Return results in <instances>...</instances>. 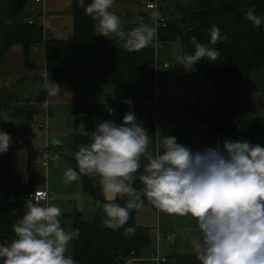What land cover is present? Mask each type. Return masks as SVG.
Here are the masks:
<instances>
[{
    "label": "trees",
    "instance_id": "trees-1",
    "mask_svg": "<svg viewBox=\"0 0 264 264\" xmlns=\"http://www.w3.org/2000/svg\"><path fill=\"white\" fill-rule=\"evenodd\" d=\"M163 1L165 9L161 16L165 19V26L160 27L158 32L160 47L161 43L178 41L181 44L182 57L192 54L194 48L190 38L195 36L201 43L208 44V32L212 25H216L227 38L214 46L210 45L220 52L216 61L202 59L192 69L186 62L183 63L187 72L196 73L212 87L217 95L215 107L212 110H202L193 108L189 103L175 115L167 114V109L164 115L168 116L162 120V128L159 125L161 135L165 136L162 133L164 127L170 129L173 125L170 134L176 137L178 143L193 151L213 147L225 139H245L251 144L264 146V115L248 114L251 103L249 100L245 101V96L248 95L242 90L250 75L264 69V24L259 28L253 27L245 18V10L249 7L254 8L258 15H264V0ZM140 5L144 6L146 12L138 14L141 19L136 23H124L126 30L136 27L140 21L150 24V11L145 7V0ZM69 10L73 17L70 36L66 39L48 38L43 41L45 33L37 19L33 23H29L31 19H24L22 0H0V67L11 47L18 45L24 55H27L33 44L43 43V76L47 72L50 81L66 82L72 89L73 128L83 123L85 129L91 132L105 120H114L119 124L124 114L131 110L137 120L149 125L154 133L148 101L152 98L154 89V65L165 62L162 51L159 49L155 52L150 45L139 51H129L115 36L99 37L96 34V22L85 14L84 9L77 6L76 0H72ZM164 71L165 77H168V70H162V73ZM162 73H158V81L163 78ZM99 84L108 86L107 94L102 99L96 96V87ZM161 92L166 96V91ZM125 99H130L132 104L124 103ZM18 101L13 107L8 103L0 104V117L6 116L23 122L21 125L0 124V130L12 137L6 153L7 160H0V244H7L14 238L12 225L25 213L24 202L30 200L28 194L33 191V181H22L12 167L11 153L8 152L25 147L28 140L24 133L25 124L32 120L38 108L29 104L28 98ZM197 123L205 125L209 145L193 146L190 143L186 129L189 126L192 130ZM72 138L74 156L71 161L74 170L79 171L75 153L79 144L87 143V138L74 134L73 131ZM57 150L59 158L61 153ZM162 150L163 144L160 145L159 152ZM141 159L142 162H147L143 156ZM80 179L83 190L96 208L92 220H82L78 212L62 214L60 217L65 230V221L68 218L73 222V229L79 230L80 235L72 240L71 255L77 264H118L132 252L146 259L152 250V239L148 229L135 223L136 209L131 212L124 227L116 230L105 227L104 213L96 207V201L109 200L103 195L99 178L81 173ZM133 186L142 187L139 180ZM143 199V205L156 207L146 197ZM126 200L127 197L116 198V202L121 205ZM128 226L135 228L134 234L125 235V228ZM137 264L155 263L140 260ZM160 264L199 262L194 254H169Z\"/></svg>",
    "mask_w": 264,
    "mask_h": 264
},
{
    "label": "clouds",
    "instance_id": "clouds-1",
    "mask_svg": "<svg viewBox=\"0 0 264 264\" xmlns=\"http://www.w3.org/2000/svg\"><path fill=\"white\" fill-rule=\"evenodd\" d=\"M77 6L96 22L99 35H114L129 51L148 47L155 39L161 17L158 9L150 13L152 26L140 21L125 29L112 9L115 0H76ZM253 27L264 24V15L255 9L245 10ZM209 43L193 36L194 52L182 57L190 69L202 59L214 62L220 56L214 46L227 37L216 25L209 29ZM212 45V46H210ZM44 91L58 97L62 88L43 76ZM124 103L131 105L130 99ZM74 134L87 138L75 153L78 169L64 172L66 182H75L80 174L99 178L101 190L110 195L108 202L96 201L104 213L103 225L109 229L124 227L133 210L146 197L167 213L191 216L197 221L200 236L192 240V250L199 264H264V146L245 139H225L215 146L193 151L178 143L174 136H164L163 150L147 157L150 135L133 111H127L122 122H100L88 132L80 123ZM12 137L0 130V154L9 149ZM53 143H60L53 140ZM18 154L26 157L24 149ZM142 169V171H141ZM139 180L142 187L133 184ZM127 197L124 205L116 198ZM27 211L12 225L14 238L0 244V264H77L68 252L69 243L80 233L66 231L61 224L62 210L56 205H42L28 200ZM135 233L133 226L125 235Z\"/></svg>",
    "mask_w": 264,
    "mask_h": 264
},
{
    "label": "crops",
    "instance_id": "crops-1",
    "mask_svg": "<svg viewBox=\"0 0 264 264\" xmlns=\"http://www.w3.org/2000/svg\"><path fill=\"white\" fill-rule=\"evenodd\" d=\"M141 1L142 0H115V4L110 10L117 14V16L122 21L123 25L126 22L136 23L141 19V17L138 15L142 12L140 10ZM71 2L72 0H42L40 5L34 6L35 15L41 17V19L39 18L37 19V21L39 25L42 26L43 32L48 38L64 39L71 34L73 28V17L69 10L71 6ZM96 34L99 37L107 38L102 35H99L97 29H96ZM41 47L43 54V43L41 44ZM15 48H18L16 49V52H19V56H21L20 54L23 55L22 48L18 45L11 47L9 51H12ZM169 50L170 49H168V53L165 55L166 50H164L163 48L162 57L164 61L169 62V68L167 70L170 75L169 69L172 67L173 62L169 57L171 53V51L169 53ZM9 51L7 53H9ZM28 66L29 69H27L26 71V77L28 79H31L32 81H35L39 78L42 79V83H41L42 87L40 89L38 87L36 93L34 94L32 93L30 96H32L37 103H41L45 101L48 102L49 117H52L51 119H53L52 121L53 123L58 122L63 124L64 121H67L69 125L71 123V126L73 128L74 119L71 114V110L74 99H73V92L69 84L66 82H56L58 85L61 86L63 91L60 96L51 97L44 91L43 64L41 70L34 69L36 65L33 62L29 63ZM181 72H183L184 74L183 76H185L187 79L188 78L195 79L199 77L196 73L187 72L184 68L183 71ZM163 73H164L163 77H165L166 72L164 71ZM13 75L15 76V73H13ZM17 81H19V79ZM26 98L27 97L25 96V98H20L19 100H23ZM38 105H35L38 109L37 108L34 109H37V112H40L41 111L40 105L39 106ZM185 105H189V103H186ZM182 107L185 106L179 104L175 109L169 110L167 114L173 113L172 115H175L176 112L181 111ZM193 108H199V106L196 104V106H194ZM167 116L168 115H163V119H166ZM197 124L193 125V128L191 130L192 132L194 128H197L195 127V125ZM142 125L145 127L148 134L150 135V143L146 153L143 156L144 158L147 159V157L152 155L154 152L153 132L149 125L146 124H142ZM200 125H202L205 131V125L204 124H200ZM62 133L64 132H60L56 134L57 137H59ZM34 135H36V133H34ZM35 142L37 143V141ZM61 144L62 142L56 143V148L59 149V153L63 151L62 149L63 147ZM31 145L33 146V144ZM193 146H200V145H193ZM18 149L26 150L27 153L26 157L18 154ZM57 149L56 151L58 153ZM61 155L64 156V154L62 153ZM35 156L37 158V151H32L31 146H29L28 148L21 147L12 151L10 161L14 171H16L20 175L22 181L24 182L33 181L32 190L47 189L50 192V198L45 202L44 201L41 202L43 203L42 205H56L61 208L62 214H70L75 212H78L80 216H82V214H87L85 209L91 206V203L93 204V202L91 198L88 196V194L83 190L81 179L71 183L66 182L64 180L63 183V186L65 187L64 189L61 187H57L56 185H53L49 177L46 182L42 181L41 183H39L40 185L39 184L37 185L31 170V167L34 165V160L36 159ZM56 159H59L58 156H56ZM29 169L31 171L30 173H29ZM103 195L106 200H110L111 197L109 194L103 193ZM78 198H81L83 204L80 202L82 204L81 209L76 210L75 207ZM93 215H94V211L92 212V215H90L91 218H93ZM135 223L138 226H142L148 229V231L151 234L152 250L148 255V257L146 256L147 262L152 263L151 258L156 254L162 256H166L169 254L176 255V254H180V251L182 250H186L184 253L194 254L192 250V240L200 236V231L198 229L197 221L195 218H192L191 216H180L177 214L167 213L164 210L157 211V207H154L152 205H142L140 208L136 209L135 211ZM65 228L66 231L73 230V222L70 218H68L65 221ZM158 233L160 235L159 239L156 238V234ZM168 233L174 234V242L171 243L164 239V236ZM182 244L183 247L185 248H182ZM68 255H72V241L69 243L68 246Z\"/></svg>",
    "mask_w": 264,
    "mask_h": 264
},
{
    "label": "rangeland",
    "instance_id": "rangeland-1",
    "mask_svg": "<svg viewBox=\"0 0 264 264\" xmlns=\"http://www.w3.org/2000/svg\"><path fill=\"white\" fill-rule=\"evenodd\" d=\"M35 5H40V3L35 2V0H22V9H23L22 12L25 15L24 19L25 18L31 20H35L39 18L41 19V17L36 16L34 13ZM140 10L142 12H146L144 6H141ZM166 12L167 14L169 13L168 11ZM163 48L166 50L165 55L168 53V49H170L169 53L170 51L171 53L169 57L173 62L172 67L169 69L170 70L169 77L160 78L159 81L160 90L166 91V96H165L166 109L171 110V109H175L179 104L185 105L186 103H190V101L187 100L185 97L179 96L178 92L181 88L185 89L187 87H191L192 91L198 94L197 101L195 102V104H197L199 108L202 110H212L216 105V97L214 92L212 91V87L209 86L207 88H204L202 85L203 79L200 77L195 79L192 78L187 79L185 76H183L184 74L180 76L177 75V72L183 71L184 68L182 64V50H181L180 42L169 41V42L161 43L160 52L163 50ZM16 49L18 48L13 49L12 51H9V53L6 54L5 61L0 68V104L8 103L10 104L9 106L11 107L15 106L14 104L20 98H25V96L27 98L32 97L30 95L32 93L33 94L36 93L38 87L39 89L42 87L41 78L32 81L31 79H28L26 77V71L27 69H29L28 65L31 62L35 63L36 65L34 69L41 70L43 64V58H42L43 54H42L41 44L39 43L33 44L30 47V51H28L27 55H24L23 53V55L20 54L21 56H19V52H16ZM13 73H15V76L13 75ZM249 77L250 79L247 82H245L242 86V90L244 94L248 95L245 96V101L249 100V102L251 103L248 109L249 112L248 114L264 115V69L255 72L253 75H250ZM18 79L19 81H17ZM107 88L108 86L106 85L103 86L99 84L96 87V96L101 99L105 98L107 94L106 93ZM18 103L20 102L18 101ZM41 115H42L41 111L36 112L32 120L26 122L25 124L26 128H24L25 136L28 138L25 147L28 148L29 146H31L32 151H37V158L35 156L36 159L34 158L35 159L34 165L31 167L32 174L34 175L37 185L42 181L46 182L49 177L53 185H56L57 187H61L64 189L65 187L63 186L64 183L63 173L67 168L69 167L72 168L73 166L71 161V157L74 156V151L73 148L71 147L73 144L72 126L71 123L69 125L67 121H64L63 124L58 122L53 123L52 122L53 119H51L52 117H48L49 134L47 137V142H45V137L43 136L44 133L38 128L39 117ZM0 118H1L0 124H4V125H8V124L21 125L23 123L21 120H16L15 118H9L6 116H1ZM162 119H163V115H161L159 122L161 128L163 125ZM195 127L197 128H194L193 132L191 131L190 129L191 127L189 126L186 129V133H188L187 135L190 140V143L192 145H209L210 140L206 135L202 125L197 124L195 125ZM172 128L173 125L170 129L164 127V129L162 130L163 135H172L170 134ZM60 132H64V133H62L59 137H57L56 134ZM34 133H36V135H34ZM53 140H61L60 142H62L61 145L63 147L62 148L63 151L61 153L64 154V156L60 154L58 160H56V156H58V153L56 151L57 149L56 143H53ZM35 141H37V143ZM46 143L49 146L48 148L49 154L53 157V161H51L48 169H45L41 165V156H40L41 151L45 148ZM31 144H33V146ZM13 150H9L8 153H12ZM6 153L0 154V160H4V159L7 160ZM30 172L31 171L29 169V173ZM80 202L82 203L81 198H78L75 207L76 210L81 209L83 203L81 204ZM24 210L25 212L27 211L26 202H24ZM95 210H96L95 206L91 203V206L85 209L87 214H82L81 216L82 220H87V221L92 220L90 215H92L93 211L95 213ZM182 248H185L183 247V244H182ZM185 251L186 250L180 251V254L182 255L189 254V253H184Z\"/></svg>",
    "mask_w": 264,
    "mask_h": 264
},
{
    "label": "built area",
    "instance_id": "built-area-1",
    "mask_svg": "<svg viewBox=\"0 0 264 264\" xmlns=\"http://www.w3.org/2000/svg\"><path fill=\"white\" fill-rule=\"evenodd\" d=\"M37 3H41L42 0H35ZM164 3L163 0H145V7L147 10L150 11V13L153 11V9H158L159 7ZM149 22L150 26H152V21L151 17H149ZM29 23H33V20H29ZM165 26V19L164 17H160V20L157 25V34L155 39L151 42L150 46L153 47V50L157 52L160 49V41L158 38V32L160 27ZM48 40V37L46 35L43 36V41ZM169 68V63L163 62L161 65H158L157 63L154 65V89L152 93V98L148 101V108L150 112V116L153 119V125H154V133H153V148L156 153L159 152V147L162 144V139L164 136L161 135V130L159 127V117L161 115H164L167 112V109L165 107V94L160 91L159 89V81H158V73H162V70L168 69ZM183 72H177V75L180 76L182 75ZM204 88L209 87V83L203 81L202 83ZM215 97H217L216 93L214 92ZM179 96L185 97L187 100L190 101V104L192 106H196L195 102L197 101V96L198 94L193 92L191 87L187 88H181L178 92ZM29 104H39L40 109L42 112V115L39 117V122H38V128L43 131L44 137H45V142H47V137H48V117H49V110H48V102H41L37 103L36 100L31 97L28 101ZM38 105V106H39ZM49 146L45 145V148L41 151V165L47 169L50 166L51 161H53V157L49 154ZM28 198L34 202H45L50 198V192L47 189H35L31 191L28 194ZM162 209L157 208V211H160ZM156 238L159 239L160 235L159 233L156 234ZM164 239L168 242H174V234L168 233L164 236ZM140 260H147L143 257H138L132 252L129 257L126 259H123L122 262H119L118 264H137ZM152 262L155 264H160L165 260V256L156 254L151 258Z\"/></svg>",
    "mask_w": 264,
    "mask_h": 264
},
{
    "label": "water",
    "instance_id": "water-1",
    "mask_svg": "<svg viewBox=\"0 0 264 264\" xmlns=\"http://www.w3.org/2000/svg\"><path fill=\"white\" fill-rule=\"evenodd\" d=\"M164 9H165V5H161V6L159 7L160 12L164 11ZM162 75L164 76V73H162Z\"/></svg>",
    "mask_w": 264,
    "mask_h": 264
}]
</instances>
